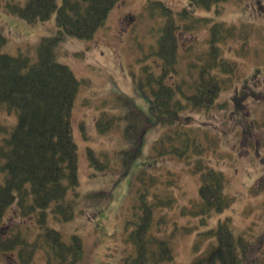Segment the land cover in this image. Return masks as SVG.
Here are the masks:
<instances>
[{"label":"trees","instance_id":"obj_1","mask_svg":"<svg viewBox=\"0 0 264 264\" xmlns=\"http://www.w3.org/2000/svg\"><path fill=\"white\" fill-rule=\"evenodd\" d=\"M123 1L27 0L24 5H10L14 15L31 25L55 16L57 31L43 37L33 51L18 56L0 52V115L6 113L15 118L12 122L0 118V225L8 220L15 226L12 235H0V255L16 252L23 261L42 250L49 264H77L83 257L84 247L78 234L65 241L63 234L48 224L49 217L63 222L73 220L80 198L79 147L73 117L84 80L58 60V48L69 37L92 39ZM189 1L195 8L208 12L215 9L219 14L220 6L229 0ZM148 9L153 17L157 10V16L165 22L155 52L146 56L155 58V64L145 65L141 77L135 79L140 95L150 102V112L145 114L132 99L118 94L115 108L104 111L96 122L101 132L123 129V137L130 144L120 150L124 171L140 154L145 135L157 126L168 131L155 142L153 158L173 155L191 164L193 157L206 154L209 149L204 147L201 133L198 135L191 126V117L184 114L215 108L219 94L234 85L238 74L236 64L221 53L225 51L221 43L234 35L235 29L210 17L196 18L188 9L178 16L162 0H150ZM200 26H211L206 62L188 63L189 71L182 73L178 69L183 58L179 54L181 37ZM5 42L0 29V45ZM110 111L118 113L109 114ZM88 156L100 172L112 167L108 154L99 155L101 158L88 149ZM194 172L200 176V200L194 211L183 213L193 214L205 225L214 214L224 213L232 204L226 191L228 178L222 170L201 160ZM135 179L138 188L133 217L127 224V240L133 252L124 264L170 263V244L152 234V227L156 207L173 208L176 199L165 196L151 204L149 195L160 183L158 176L142 169ZM168 182L173 184L172 179ZM254 189L264 194V177ZM107 195L108 192L100 191L88 198L101 201ZM17 218L24 224L33 221V226L25 229L17 224ZM29 229L37 233L32 242L25 235ZM252 233L236 234L229 219L218 222L216 228L202 233L209 239V246L202 251L196 244L197 256L192 264H264V228Z\"/></svg>","mask_w":264,"mask_h":264},{"label":"rangeland","instance_id":"obj_2","mask_svg":"<svg viewBox=\"0 0 264 264\" xmlns=\"http://www.w3.org/2000/svg\"><path fill=\"white\" fill-rule=\"evenodd\" d=\"M26 1L0 0V29L6 38L0 45L2 53L18 56L21 52L33 51L43 37L57 31L55 16L31 25L11 12L10 5H24ZM162 1L178 16L188 9L196 18L210 17L235 29L234 35L221 43L225 47L221 53L236 64L238 74L234 85L219 94L215 108L184 114L186 118L191 117V126L197 129L198 135L201 133L204 147L209 149L206 154L193 157L191 164L173 155L153 158L156 157L155 142L168 131L157 126L145 135L140 154L124 171L120 150L130 144L123 137V129L115 127L101 132L96 122L104 111L115 108L118 94L132 99L149 114L150 102L140 95L135 79L141 77L145 65L155 64V58L146 56L155 52L164 20L157 16V10L156 16H152L148 9L150 0H124L112 10L92 39L69 37L60 44L58 60L84 80L73 117L74 137L79 147L80 198L73 220L63 222L49 217L48 224L61 232L65 241L71 240L74 234L80 236L84 252L77 264H124L132 254L127 224L133 217L136 200L135 177L142 169L157 175L160 182L149 195L151 204H157L165 196L176 199L173 208L156 207L152 227V234L167 239L170 244L173 260L167 264H192L197 256L196 244L202 251L209 246V239L202 233L216 228L220 221L229 219L236 234L250 235L264 228V194L254 189L264 177V11L257 8L262 4L264 9V0H229L220 6L219 14L215 9L208 12L195 8L189 0ZM210 27L200 26L181 37L179 54L183 58L178 69L182 73L189 71L188 63L206 62ZM0 118L6 122L15 119L6 113ZM88 149H93L98 156L108 154L112 159L110 170L100 172L94 168ZM199 160L226 174V191L232 200L224 213L214 214L205 225L193 214L183 213L194 211L200 200V176L194 172ZM170 179L173 184H169ZM100 191L108 192L106 199L88 198L89 194ZM15 221L25 229L33 226V221L26 224L19 223V218ZM7 223L8 220L4 224ZM11 226L10 232L15 227L12 222ZM25 235L30 242L37 237L33 229ZM0 258L19 257L11 251ZM32 258L34 264L48 262L42 250Z\"/></svg>","mask_w":264,"mask_h":264},{"label":"flooded vegetation","instance_id":"obj_3","mask_svg":"<svg viewBox=\"0 0 264 264\" xmlns=\"http://www.w3.org/2000/svg\"><path fill=\"white\" fill-rule=\"evenodd\" d=\"M258 7L260 8L261 11H264L262 4L259 6L257 5V8ZM257 8H256V10H257ZM6 235H9L8 231L6 233H4V236H6ZM33 261H34V258H33L32 262L30 260H28L27 264H34ZM18 263L19 262H18L17 258H0V264H18ZM41 264H45V263L42 262Z\"/></svg>","mask_w":264,"mask_h":264}]
</instances>
